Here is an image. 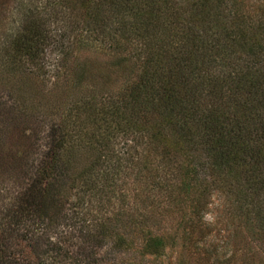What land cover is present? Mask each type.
Returning a JSON list of instances; mask_svg holds the SVG:
<instances>
[{"label": "trees", "instance_id": "1", "mask_svg": "<svg viewBox=\"0 0 264 264\" xmlns=\"http://www.w3.org/2000/svg\"><path fill=\"white\" fill-rule=\"evenodd\" d=\"M59 2L69 29L31 11L4 62L14 78L54 46L65 73L32 102L39 127L8 142L0 126V159L20 185L0 186V264H103L107 244L134 248L138 202L161 193L182 205L178 231L196 250L214 192L264 245V13L255 22L243 0ZM98 46L103 66L69 59ZM147 233L140 254L154 260L179 237Z\"/></svg>", "mask_w": 264, "mask_h": 264}, {"label": "rangeland", "instance_id": "2", "mask_svg": "<svg viewBox=\"0 0 264 264\" xmlns=\"http://www.w3.org/2000/svg\"><path fill=\"white\" fill-rule=\"evenodd\" d=\"M243 1L242 8L246 16L251 17L256 22V19L264 13V0ZM31 11L34 14L42 12L43 16L49 19L50 29L55 32L63 31L65 28L69 29V22H71L68 20L67 23L64 15L63 21H60L61 14H68L69 7L62 5L59 0H0V126H7V132L4 135L7 141L12 134L15 137H20L21 128L24 126H28V129L39 127L40 122L44 119L43 116L46 117V115H43L44 109L34 103L40 100L41 95L44 97L45 93H48L46 98L50 97L56 82L61 83L64 79L61 76L65 73L64 67L58 65V60L61 58L60 53L54 46L46 49L43 68L36 69L26 63L25 68L21 71L18 70L14 78L11 71L5 70L4 62L9 59L7 52H10L8 50L12 37L20 29ZM57 13L60 15L57 16ZM66 34L68 38L65 39L66 41L64 40V44L65 46L71 45L75 33L67 32ZM101 50L102 47L99 46L97 52H89L85 48L77 49L70 54L69 59L73 60L74 57L78 56L79 59L93 57L98 60L99 66H103L102 60L106 56L101 53ZM107 53L111 52L108 51ZM32 73L34 75L40 74V76L32 77L34 76ZM25 129L27 130V128ZM26 132L28 134L29 130ZM8 152V149L3 150V153L8 154ZM6 168L7 166L2 164L0 159V186H20L19 181L10 177V172ZM165 194L161 193L158 200L160 204L157 203L154 206L144 205L139 200V210L142 209V214L146 217V225L141 227L144 231L136 232L134 248L130 251H115L110 243L101 248L100 255L106 258V261L104 259L105 264H113L111 261L113 259L116 260V264H213L216 262V257L222 260L224 264H264V245L254 238L251 230L240 219H233L230 204L223 194L214 192L208 199V208L203 213V221L206 223L205 234L202 238H198L200 245L197 250L194 245L189 243V240L184 239L186 235L182 229L178 231L182 218V205L169 202ZM140 197L144 198L145 196L141 194ZM8 202V198L0 193V215ZM138 219L141 220L142 218L139 216ZM147 231L166 236L178 234L179 237L176 239L177 243L166 248L162 258L154 260L152 256L140 254L141 244L148 234Z\"/></svg>", "mask_w": 264, "mask_h": 264}]
</instances>
